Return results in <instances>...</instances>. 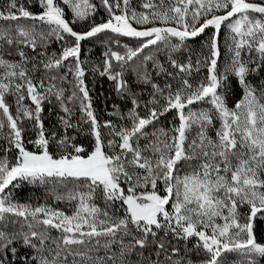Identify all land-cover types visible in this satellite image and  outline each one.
<instances>
[{"label": "snow or ice", "instance_id": "1", "mask_svg": "<svg viewBox=\"0 0 264 264\" xmlns=\"http://www.w3.org/2000/svg\"><path fill=\"white\" fill-rule=\"evenodd\" d=\"M0 264H264V0H0Z\"/></svg>", "mask_w": 264, "mask_h": 264}, {"label": "trees", "instance_id": "2", "mask_svg": "<svg viewBox=\"0 0 264 264\" xmlns=\"http://www.w3.org/2000/svg\"><path fill=\"white\" fill-rule=\"evenodd\" d=\"M22 195L24 196H34V197H41L44 198L46 193H45V189L43 187L40 186H36V187H28L24 190V192L22 193ZM52 203L56 204L57 206L63 207L64 205L59 204L56 201H51Z\"/></svg>", "mask_w": 264, "mask_h": 264}]
</instances>
